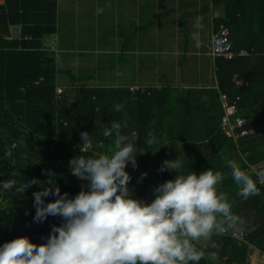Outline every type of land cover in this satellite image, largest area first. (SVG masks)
Listing matches in <instances>:
<instances>
[{
  "label": "trees",
  "instance_id": "16d2710c",
  "mask_svg": "<svg viewBox=\"0 0 264 264\" xmlns=\"http://www.w3.org/2000/svg\"><path fill=\"white\" fill-rule=\"evenodd\" d=\"M210 3L222 12L214 22L228 28L234 52L231 59L214 60L215 87L130 90L66 86L60 94L56 58L44 43L45 37L57 30V0L0 3V181L17 182L0 191V244L23 235L38 244L45 242L51 226L62 220L50 215L43 222H34L33 192L48 186L49 171L61 192L70 197L82 184L86 186L87 181L69 169L74 156L89 155L79 151L80 132H89L99 142L98 150L110 151L111 140L102 136V129L113 120L121 122L122 134L135 140L136 167L131 162L126 165L135 198L150 202L153 187L174 179L176 171L159 168L164 160L176 157L183 162L182 172L212 168L223 173L217 190L228 196L237 221L240 215H247L251 202L264 197V186H259L257 174L248 169L249 165L264 167V0ZM222 94L230 101L240 97L235 115L246 119L248 133L238 141L222 127ZM118 103L124 105L120 111L114 107ZM150 136L155 137L152 144L146 143ZM13 143L12 155L4 159L3 152ZM228 160L249 173L258 194L247 199L238 194ZM32 178L41 183L29 184ZM21 184L27 186L17 190ZM44 199L47 202L55 197ZM257 215L250 214L247 220L246 242L221 233L213 234L206 243L198 241L196 246L203 252L198 264H209L211 256L222 264H247L249 243L264 244L257 240L258 217L264 214ZM221 222L230 226L232 220L221 218Z\"/></svg>",
  "mask_w": 264,
  "mask_h": 264
},
{
  "label": "clouds",
  "instance_id": "9594fccd",
  "mask_svg": "<svg viewBox=\"0 0 264 264\" xmlns=\"http://www.w3.org/2000/svg\"><path fill=\"white\" fill-rule=\"evenodd\" d=\"M116 111L124 105L118 103ZM121 122L113 120L102 129L112 143L110 151H100L99 142L87 131L80 132V153L69 161L70 172L86 186L74 196L61 192L53 174H46L47 187L33 192L34 222L59 216L45 242L35 243L26 235L0 244V264H198L203 252L196 246L223 231L221 218L236 221L226 193L217 190L224 179L219 170L207 168L199 173L182 172L183 162L164 160L159 168L176 171L152 188L153 198H135L126 165L136 167L135 140L121 132ZM150 136L146 143L152 144ZM13 143L3 158L12 155ZM238 194L247 199L259 189L249 175L233 160L227 161ZM142 173L141 175H145ZM14 179L0 181V191L12 188ZM29 184L41 183L32 178ZM27 185L17 186V190ZM55 199L45 201L44 197Z\"/></svg>",
  "mask_w": 264,
  "mask_h": 264
},
{
  "label": "crops",
  "instance_id": "0c3cea01",
  "mask_svg": "<svg viewBox=\"0 0 264 264\" xmlns=\"http://www.w3.org/2000/svg\"><path fill=\"white\" fill-rule=\"evenodd\" d=\"M110 1L113 0H99L97 4L81 1L87 15L75 19L78 28L66 37L60 18L61 0H57V30L49 39L50 45L44 43L54 53L58 69L62 65L59 63H68L66 69L62 65L59 70L65 73L66 81L58 88L104 86L161 90L165 87L195 89L216 86L214 61L209 54L210 34L215 18L222 12L209 4L210 0H138L137 7L134 4L132 10L128 7V0H115L118 4L117 24L122 30L116 26L118 33L113 37L106 31L110 26L104 25L108 22L103 20L106 14L100 5ZM98 16L103 20L100 23ZM207 16H210L211 25L206 21ZM153 25L159 27L153 28L151 33L149 27ZM141 29L152 34L151 44L141 50L143 56L139 55L135 61L133 55L137 47L133 44L136 39L139 45ZM165 30L168 38L163 35ZM66 43L68 47H65ZM251 203L247 215H240L239 221H232L231 226L245 229L250 214H264V197ZM258 220L257 240L263 241L264 216ZM200 241L206 243L208 239ZM242 241L246 242V239ZM247 264H264V244L259 247L256 243H249Z\"/></svg>",
  "mask_w": 264,
  "mask_h": 264
},
{
  "label": "built area",
  "instance_id": "2783aa9c",
  "mask_svg": "<svg viewBox=\"0 0 264 264\" xmlns=\"http://www.w3.org/2000/svg\"><path fill=\"white\" fill-rule=\"evenodd\" d=\"M4 0H0V3H3ZM210 56L214 61L218 57H225L231 59L234 57L232 42L229 38V30L225 24L217 25L213 23L212 31V44L210 48ZM63 88L59 87L57 93H62ZM240 100V97L237 96L235 100H229L224 94L221 95V102L225 110V114L222 119V127L225 130L226 134L229 137H232L234 140L238 141V138L244 136L248 133V130L244 128L246 119L244 117L236 116L237 112V103ZM251 172L257 174V180L260 187L264 186V167L255 168L249 165L248 168ZM223 231L222 235L230 236L238 240H243L246 238L247 231L244 229L236 228L235 226H225L222 223Z\"/></svg>",
  "mask_w": 264,
  "mask_h": 264
},
{
  "label": "rangeland",
  "instance_id": "374dc122",
  "mask_svg": "<svg viewBox=\"0 0 264 264\" xmlns=\"http://www.w3.org/2000/svg\"><path fill=\"white\" fill-rule=\"evenodd\" d=\"M81 1H87L90 2L91 4H97L99 3V0H61V14H60V18H61V23H62V28L64 31V35L66 37H69V35L78 28V24H75V19H80L81 16L83 15H87V13L85 12V5L81 2ZM110 1L109 3L105 4V3H100V5L102 6L104 13L106 14V18H103L104 22H108L106 24H104L105 26H110L109 28L106 29L107 32H111V36L113 37L115 34L118 33V31L116 30L117 27H119L122 30V26H119L117 24V19H116V14H117V10H116V6L118 5L117 2ZM129 1V5L128 7H130V10L133 9V5L136 4V7L138 5V0L136 3V0L133 2V0H128ZM169 1V0H168ZM78 9V10H77ZM102 9H99V11H103ZM85 17V16H84ZM91 17V16H90ZM92 18V17H91ZM93 19V18H92ZM98 20L99 23L102 22V17L98 16ZM128 20H130L128 18ZM206 21L209 22V24L211 25V20H210V16L206 18ZM114 25V26H112ZM117 26V27H116ZM158 25H153L150 26L149 28H151L150 32L153 33V28H158ZM148 28V29H149ZM209 28V27H208ZM147 29V30H148ZM146 30V31H147ZM206 34V32H205ZM150 35L152 34H148L146 32H144V30L141 29V36H140V43L138 45V43L136 42V39L134 41L133 46L137 47L136 51L134 52L133 57H135V61L137 60V57L140 55L141 57L143 56V52L141 51L142 49L146 47H149L151 42H150ZM163 35L165 38H168V31L165 30L163 31ZM211 35L210 34V39H211ZM51 36H47L45 37L44 41H46V43L48 45H50V40ZM112 39V38H111ZM209 39V37H208ZM168 43H170L169 40H167ZM206 43V42H205ZM204 43V44H205ZM203 44V45H204ZM212 44V43H211ZM65 47H68V44H65ZM209 47V45H208ZM203 48L206 50V47L203 46ZM208 49V48H207ZM80 56H82V53L80 54ZM153 61V60H151ZM60 65L62 64L63 67L66 69L68 66V63H59ZM62 65L59 66V70H62ZM153 73V72H151ZM64 72H60L58 75V78L60 80L59 83L64 84V81H66V76L64 75ZM138 180H141V176L138 175L137 177ZM149 202V201H146ZM211 261L209 262V264H222L219 263V261L217 260L216 256H211Z\"/></svg>",
  "mask_w": 264,
  "mask_h": 264
}]
</instances>
